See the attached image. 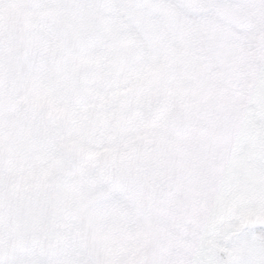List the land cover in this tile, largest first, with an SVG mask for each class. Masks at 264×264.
<instances>
[{"label":"snow or ice","instance_id":"obj_1","mask_svg":"<svg viewBox=\"0 0 264 264\" xmlns=\"http://www.w3.org/2000/svg\"><path fill=\"white\" fill-rule=\"evenodd\" d=\"M0 264H264V0H0Z\"/></svg>","mask_w":264,"mask_h":264}]
</instances>
